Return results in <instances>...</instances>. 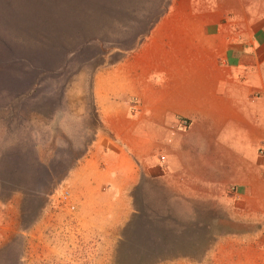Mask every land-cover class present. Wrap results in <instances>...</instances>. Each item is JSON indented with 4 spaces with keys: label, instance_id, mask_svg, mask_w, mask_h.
Listing matches in <instances>:
<instances>
[{
    "label": "crops",
    "instance_id": "0c3cea01",
    "mask_svg": "<svg viewBox=\"0 0 264 264\" xmlns=\"http://www.w3.org/2000/svg\"><path fill=\"white\" fill-rule=\"evenodd\" d=\"M136 8L135 42L94 76L98 128L64 179L79 213L124 231L150 209L153 229L169 232L193 224L177 209L195 199L200 233L186 245L202 257L215 247L222 264H264V0ZM180 119L188 128L173 131Z\"/></svg>",
    "mask_w": 264,
    "mask_h": 264
},
{
    "label": "rangeland",
    "instance_id": "374dc122",
    "mask_svg": "<svg viewBox=\"0 0 264 264\" xmlns=\"http://www.w3.org/2000/svg\"><path fill=\"white\" fill-rule=\"evenodd\" d=\"M132 1L0 0V264H222L208 255L215 247L202 257L186 245L200 233L190 230L195 199L177 209L192 210L193 224L157 231L158 217L142 208L121 231L124 222L80 214L77 189L64 183L98 128L95 74L135 42Z\"/></svg>",
    "mask_w": 264,
    "mask_h": 264
},
{
    "label": "trees",
    "instance_id": "16d2710c",
    "mask_svg": "<svg viewBox=\"0 0 264 264\" xmlns=\"http://www.w3.org/2000/svg\"><path fill=\"white\" fill-rule=\"evenodd\" d=\"M32 27V26H31ZM51 31H52V33L53 34H56V30H54L53 31V28L52 29H50ZM41 40H44V37H42V39ZM35 47L34 48H32L31 50H35V51H37V52H40L42 49H43V47H44V43H42L41 41H38V40H36L35 41ZM12 46L13 45H11V44H9V48L7 47H5L7 50H10V48H12ZM33 46H34V44H33ZM17 47V46H16ZM14 48H15V45H14ZM18 48H20V47H18ZM10 52V51H9ZM68 54H71V53H68ZM40 61V60H39ZM21 62H25L24 60H22L21 59ZM41 62H43V59L41 60Z\"/></svg>",
    "mask_w": 264,
    "mask_h": 264
},
{
    "label": "built area",
    "instance_id": "2783aa9c",
    "mask_svg": "<svg viewBox=\"0 0 264 264\" xmlns=\"http://www.w3.org/2000/svg\"><path fill=\"white\" fill-rule=\"evenodd\" d=\"M189 124L186 119H180L177 122H175V126H172L173 131L180 130L184 131L188 128Z\"/></svg>",
    "mask_w": 264,
    "mask_h": 264
}]
</instances>
